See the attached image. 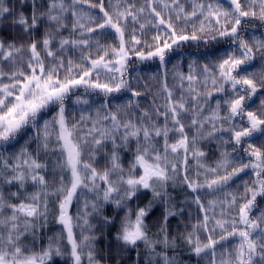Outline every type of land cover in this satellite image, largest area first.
Instances as JSON below:
<instances>
[{
    "label": "snow or ice",
    "instance_id": "6c2138e0",
    "mask_svg": "<svg viewBox=\"0 0 264 264\" xmlns=\"http://www.w3.org/2000/svg\"><path fill=\"white\" fill-rule=\"evenodd\" d=\"M105 252L264 264V0H0V264Z\"/></svg>",
    "mask_w": 264,
    "mask_h": 264
},
{
    "label": "trees",
    "instance_id": "16d2710c",
    "mask_svg": "<svg viewBox=\"0 0 264 264\" xmlns=\"http://www.w3.org/2000/svg\"><path fill=\"white\" fill-rule=\"evenodd\" d=\"M201 51H203V48L200 49ZM192 51H195V48L192 49ZM183 60L184 61H188L189 58L185 55L183 57ZM173 64H178V67L187 72V63L186 62H178L177 60H173L172 64L168 65V80H169V84L172 83V79H173V76H174V69H173ZM141 69H143V71H141L139 73L140 77L142 78H147V81L149 83V86L150 88L155 91L156 87H157V84H156V81L155 80H152L151 77L154 75V74H157L155 72V69H156V66L155 64H149V65H140L139 66ZM136 74L134 73L133 76H135ZM135 83V81H134ZM142 83H143V80H142ZM81 92H83V90H81ZM89 99V102L91 103L93 99H95L94 97H86ZM98 103V101H97ZM85 108L87 107L86 105H79V106H76V105H73L72 108ZM71 111V109H70ZM21 146H23V142H21ZM30 148L31 147H34V144H30L28 145ZM18 150V148H17ZM176 222L175 220L172 222V229L175 230L176 229ZM52 227H55V226H52ZM108 244V241L107 240H101V241H98V249H104L106 248V245ZM127 261H128V264H133V260H134V254L132 257H126ZM187 259V258H186ZM105 262L106 264H115V261H112V260H109L108 258V254L107 252H105ZM188 264H195V261H188Z\"/></svg>",
    "mask_w": 264,
    "mask_h": 264
}]
</instances>
